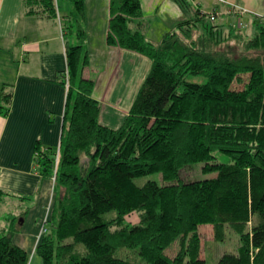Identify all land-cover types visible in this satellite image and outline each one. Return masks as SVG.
Masks as SVG:
<instances>
[{"label":"trees","instance_id":"obj_1","mask_svg":"<svg viewBox=\"0 0 264 264\" xmlns=\"http://www.w3.org/2000/svg\"><path fill=\"white\" fill-rule=\"evenodd\" d=\"M29 3L57 15L55 0ZM72 7L82 16L84 0H72ZM141 14L140 0L110 2L106 42L151 61L118 126L99 120L95 80L81 74L88 55L85 29L76 23L78 42L67 45L61 73L67 95L55 177L58 216L35 249L44 264H207L199 255L198 225L212 222L219 239L222 225L230 223L239 245L212 264H264V18L256 19L257 29L247 37L240 31L247 21L224 27L198 9L151 40L129 26ZM231 39L240 49L220 44ZM187 74L206 79L188 80ZM11 99V91H2L0 114L10 111ZM56 149L36 141L32 161L42 174H51ZM216 151L228 160L220 161ZM83 153L85 166L79 165ZM197 163L216 174L183 177ZM149 172L160 173L161 181L134 180ZM110 210L114 218L105 215ZM131 210H139L140 220L123 223ZM175 241L176 252L167 253ZM120 247L136 248L140 261L119 255ZM28 260L11 234L0 236V264Z\"/></svg>","mask_w":264,"mask_h":264},{"label":"crops","instance_id":"obj_2","mask_svg":"<svg viewBox=\"0 0 264 264\" xmlns=\"http://www.w3.org/2000/svg\"><path fill=\"white\" fill-rule=\"evenodd\" d=\"M140 1L141 16L128 23L132 28H140L151 40H158L180 21L193 17L196 8H215L220 24L227 23L229 17L235 21L233 15L240 16L233 12L230 3L251 9L252 13L241 15L246 16L247 23L264 18V0ZM110 2L84 0L83 15L76 16L72 0H55L57 15L50 16L32 9L29 0H0V94L12 93L10 111L0 114V189L14 191L27 204L26 216L20 221L25 223V229L19 230L13 239L29 252L28 264H44L35 246L41 215L52 196L51 181L32 161L33 150L37 140L55 148L60 143L67 95L61 73L67 66V45L78 42L74 35L77 22L85 29L83 44L88 54L81 74L95 80L92 95L106 104L100 108L103 113L99 120L110 123L109 116L115 117L111 113H123L128 108L120 104L114 107L120 100L107 99L106 90L119 83V75L124 72L123 59L137 61L141 55L118 45H106ZM92 53L98 60L96 67L101 69L98 78L87 65ZM100 84L104 91L95 94L94 88Z\"/></svg>","mask_w":264,"mask_h":264},{"label":"rangeland","instance_id":"obj_3","mask_svg":"<svg viewBox=\"0 0 264 264\" xmlns=\"http://www.w3.org/2000/svg\"><path fill=\"white\" fill-rule=\"evenodd\" d=\"M140 5H141V1H140ZM199 12H214L217 11L215 8H212L210 10H205V9H200V8H196L194 14L198 11ZM252 13V12H250ZM194 16V15H193ZM236 19L234 21L233 17H229V21L235 26L239 25L238 20H239V16L233 15ZM218 15H216L215 20L218 21ZM191 18V17H190ZM189 19V18H188ZM246 16H244V18L242 20H245ZM228 21V22H229ZM246 21V20H245ZM224 27H227L228 24H223ZM193 30V34L198 35L199 33V26L196 25L195 28H192ZM199 31H196V30ZM256 23L254 22H248L246 23L243 28H241V32L244 33L245 36H253V34L256 31ZM89 30V29H88ZM66 31V30H65ZM69 35V33H68ZM76 36V34H74ZM161 37L158 39L160 40ZM243 39V38H242ZM241 39V40H242ZM224 49H229L230 47H232L233 45H235L234 50L237 51L238 49H240V47L237 45L238 42L237 40L231 39L228 41H225L223 43H220ZM106 45L108 46V42H106ZM93 48V44L91 45ZM230 46V47H229ZM220 45L217 46V48H219ZM141 55V54H140ZM145 55H141V58L138 59L137 61H134L133 59L129 58V57H125L123 60V64L122 67L124 69V72L122 73V75H119V83L115 86V87H108V89L106 90V98L109 100H114L115 102L117 100H120V103H116L114 104L116 107L118 104L123 105V106H130V104L133 101V98L137 92L138 86H139V80L141 79V81L144 79V77L146 76L149 68H150V64L151 61L150 59L145 56ZM89 60L90 61V54H89ZM122 60V59H121ZM98 62V60H96V55L92 53L91 55V63L87 64L88 65V69L90 70L91 74L95 77L98 78L101 75V69L99 67H96V63ZM134 65V66H133ZM134 67V68H132ZM84 76V75H83ZM85 77V76H84ZM186 79L188 80H193V81H203L206 79V76L203 74H187ZM97 81V80H96ZM104 87L101 86L100 87H95L94 88V93H99L100 91H104L103 90ZM100 102V100H99ZM106 104H102L100 102V106L102 108V106H104ZM111 106V105H110ZM123 110V109H122ZM128 110V108H127ZM127 110H123L122 112H115V114L111 115H115V117L111 118L109 116L108 122L107 123L111 126H118L122 120V118H124ZM103 112L99 113V115L101 116ZM56 152H55V163H54V167L51 169V174L50 175H46V177L51 181V192H52V196L50 197V203H48L45 206V212L43 213V215H41V219H40V225L38 227V233L43 236L45 234H47L50 230H52V228H50V226H52L53 223L56 222L57 219V211H55V207H54V200L57 198L58 196V192H57V188L55 186L56 184V173L58 172V167H59V160H60V155H59V145L56 147ZM217 155V158L220 161H227L228 160V156L226 154L220 153L219 151L215 152ZM87 158L88 156L85 155L84 153L81 155V160L79 165H87ZM89 161V159H88ZM200 163L194 164L188 168H185L182 171V175L183 177L186 178H191V177H195V178H202L205 176H213L216 174V171L214 170H207V171H203L200 167ZM157 179L158 181H161V177H160V173L158 172H149L146 174H142V175H138L136 177H134V180L139 183L142 184L144 181H146L147 179ZM50 194V192H49ZM17 194H15L14 191H4L3 196L0 198V236L2 234H11L12 238L13 235L15 236L17 232H19V230H24L25 229V223L20 224V221L24 220L25 216H26V212H27V204H25L24 200H19L18 197H16ZM23 198V197H22ZM105 215L108 218H114L115 217V211L114 210H110L107 211L105 213ZM140 220V212L139 210H131L128 213L123 215V223H135L138 222ZM116 225V224H115ZM114 225V226H115ZM250 222L247 223V226H244V228L249 227ZM215 226L212 222H204L198 225L197 227V232H198V236H199V255L203 256L205 259H207V264H212L213 260H215L222 252L227 251V250H236L237 246L239 245V233L238 230L235 228L234 225L230 224V223H224L221 227V238H215ZM81 245V244H80ZM178 247L177 241L171 243V245L166 249L167 253H175L176 252V248ZM82 248V247H79ZM118 254L119 255H123V256H128V257H134L136 260L140 261L138 252L136 248L133 247H120L117 249ZM30 256V255H29ZM54 259H57L56 256L54 257ZM36 264H40V263H36ZM53 264H56L55 262Z\"/></svg>","mask_w":264,"mask_h":264},{"label":"built area","instance_id":"obj_4","mask_svg":"<svg viewBox=\"0 0 264 264\" xmlns=\"http://www.w3.org/2000/svg\"><path fill=\"white\" fill-rule=\"evenodd\" d=\"M230 7L232 8L233 12L234 11L235 12L236 11L239 12L240 16H239L238 23L240 25H243L245 23L244 20H242L243 18H242L241 15H244L245 12H252L251 9H248L246 7H240L237 4H235V3H230ZM218 13H219L218 10L217 11H214V12H209V16H210V18L215 19L216 18V15H218Z\"/></svg>","mask_w":264,"mask_h":264}]
</instances>
